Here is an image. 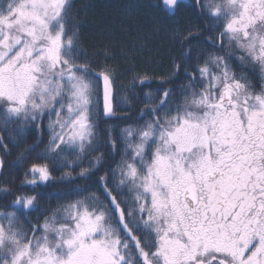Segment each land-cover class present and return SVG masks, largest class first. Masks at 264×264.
Wrapping results in <instances>:
<instances>
[{
	"label": "snow or ice",
	"instance_id": "snow-or-ice-1",
	"mask_svg": "<svg viewBox=\"0 0 264 264\" xmlns=\"http://www.w3.org/2000/svg\"><path fill=\"white\" fill-rule=\"evenodd\" d=\"M191 7L164 29L169 69L132 71L122 98L150 118L116 132L120 68L73 0H0V264H264V0Z\"/></svg>",
	"mask_w": 264,
	"mask_h": 264
},
{
	"label": "trees",
	"instance_id": "trees-1",
	"mask_svg": "<svg viewBox=\"0 0 264 264\" xmlns=\"http://www.w3.org/2000/svg\"><path fill=\"white\" fill-rule=\"evenodd\" d=\"M192 3L193 0H181L180 7L173 13L162 6L160 0H73V13L82 22L81 39L85 48L90 54H97L95 58L98 63L105 62L104 52L106 49L111 51L115 59L108 62L119 65L121 75L118 84L125 86L116 87L113 103L117 108L118 116H128L129 119H108L101 113L99 120L101 130L111 125L114 131L118 132L119 129L129 124H142L143 119L150 118H140L139 109L143 107L142 103L135 101L130 107L124 103L122 98L129 95L127 86L132 71L150 68L154 70L155 75L159 76L169 69L170 57L175 56L176 52L166 40L164 29L176 26L177 22L180 25L199 23L191 7ZM157 28L161 30L157 31ZM140 36L145 39L139 40ZM159 87L161 85L153 82L150 89H145V91L155 92ZM98 94L102 108V82L98 85ZM35 136L34 131L28 132L27 142L32 143ZM103 150L107 151L106 148ZM0 154H3L2 149H0ZM5 159L6 161L14 160L15 152ZM114 159H119V157L115 156ZM104 170L98 172L97 176L102 175ZM11 172L19 182V179L22 178L20 169L13 167ZM5 178L7 176L0 178V182ZM94 181L95 178L92 182L77 180L76 183L87 184L88 191H97ZM64 188V184H54L42 188L40 191L47 198L50 193ZM24 190L28 191L29 188L26 187ZM57 203L55 197L50 199L52 207H55Z\"/></svg>",
	"mask_w": 264,
	"mask_h": 264
}]
</instances>
